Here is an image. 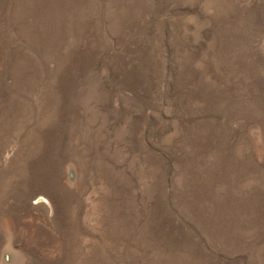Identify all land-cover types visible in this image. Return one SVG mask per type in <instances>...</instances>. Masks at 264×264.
Segmentation results:
<instances>
[{
  "label": "rangeland",
  "instance_id": "1",
  "mask_svg": "<svg viewBox=\"0 0 264 264\" xmlns=\"http://www.w3.org/2000/svg\"><path fill=\"white\" fill-rule=\"evenodd\" d=\"M0 264H264V0H0Z\"/></svg>",
  "mask_w": 264,
  "mask_h": 264
}]
</instances>
